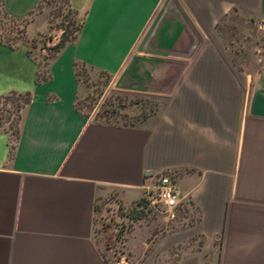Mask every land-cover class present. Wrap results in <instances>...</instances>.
<instances>
[{"label":"crops","instance_id":"obj_1","mask_svg":"<svg viewBox=\"0 0 264 264\" xmlns=\"http://www.w3.org/2000/svg\"><path fill=\"white\" fill-rule=\"evenodd\" d=\"M42 1L0 4L21 18ZM67 2L81 28L47 80L25 45L0 42V101L29 99L14 139L0 132V264H107L92 239L98 202L115 192L133 205L160 173L185 225L151 254L127 243L137 264H264V64L237 72L216 29L231 11L264 24V0ZM75 64L162 105L136 125L86 119Z\"/></svg>","mask_w":264,"mask_h":264},{"label":"rangeland","instance_id":"obj_2","mask_svg":"<svg viewBox=\"0 0 264 264\" xmlns=\"http://www.w3.org/2000/svg\"><path fill=\"white\" fill-rule=\"evenodd\" d=\"M68 9L66 0H43L28 15L14 18L24 21L20 24L26 23L20 38L17 32L21 25L16 26L6 18L5 15L13 17L7 15L0 4V42L7 45L13 38L19 37L13 44L25 45L38 66L39 78L47 77V66L56 56L52 47L63 33L70 39L76 33L73 28L81 25L76 16L73 18L67 14ZM73 19L74 24H71ZM216 29L223 46L222 52L237 72L251 75L264 64V24L258 19L231 11L218 23ZM75 75L81 90L75 109L86 119L136 125L153 116L162 105V100L155 96L115 90L108 75L83 65H77ZM23 102L24 98L13 96L0 105V132L10 133L13 139L21 114V108L17 109V105L21 106ZM155 183V179L147 183L148 198H143L142 193L133 205H123L115 192L98 202L92 239L102 251L107 264H137L140 258L135 257V253L126 247L127 243L133 244L132 249L136 245L141 247V241L144 240L146 253L151 254L157 242L164 240L176 229L184 228L185 221L182 218L187 215L181 211L175 215L174 220L164 222L154 190ZM182 248L185 246L171 249L173 259L181 254Z\"/></svg>","mask_w":264,"mask_h":264},{"label":"built area","instance_id":"obj_3","mask_svg":"<svg viewBox=\"0 0 264 264\" xmlns=\"http://www.w3.org/2000/svg\"><path fill=\"white\" fill-rule=\"evenodd\" d=\"M155 193L157 202L162 209V216L165 223L174 220L177 208L182 202V197L177 191L172 177L168 173H160L155 178ZM149 188L143 187V198L147 199Z\"/></svg>","mask_w":264,"mask_h":264},{"label":"trees","instance_id":"obj_4","mask_svg":"<svg viewBox=\"0 0 264 264\" xmlns=\"http://www.w3.org/2000/svg\"><path fill=\"white\" fill-rule=\"evenodd\" d=\"M67 1V0H66ZM68 3V2H67ZM37 6H39V4H37ZM68 6H69V4H68ZM67 14H71V16L73 17V18H75V16H76V11H74L73 9H71L70 8V6H69V9L67 10ZM5 17L6 18H8L10 21H12L13 23H15L16 24V26H20L21 25V29L17 32L18 33V35H19V37L21 38L22 36H23V34H24V27H25V24L26 23H24V24H20V23H22V22H24V21H22V20H18V19H14V18H9V17H7L6 15H5ZM70 24V23H69ZM71 24H74V19H73V21L71 22ZM80 28H81V25H76L74 28H73V31H76V33H75V35H73L70 39H67V35L65 34V33H63L62 35H61V37H60V39H59V41L52 47V50H53V52L57 55L60 51H61V49L66 45V44H69V43H71L73 40H74V38H75V36L78 34V32H79V30H80ZM18 37V38H19ZM18 38H13V41L11 40V43H9V44H7V46H9L10 48H15L16 46L13 44V42H14V40H16V39H18ZM56 57V56H55ZM77 67V64H75V68ZM47 78L48 77H41V78H39V76H38V74H37V79H36V82L37 83H39V82H41V81H45V80H47ZM13 96H16V97H21V98H24V102H23V105H17V109L18 108H23L27 103H28V96L26 95V96H20V95H8V96H5V97H3L2 99H1V101H0V105H1V103L3 102V101H5V100H8L9 98H11V97H13ZM17 133H18V127H17V129H16V135H17Z\"/></svg>","mask_w":264,"mask_h":264}]
</instances>
